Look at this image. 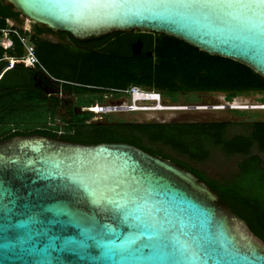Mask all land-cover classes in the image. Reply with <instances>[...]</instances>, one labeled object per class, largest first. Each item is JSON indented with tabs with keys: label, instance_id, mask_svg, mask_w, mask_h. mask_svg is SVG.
<instances>
[{
	"label": "water",
	"instance_id": "95a60500",
	"mask_svg": "<svg viewBox=\"0 0 264 264\" xmlns=\"http://www.w3.org/2000/svg\"><path fill=\"white\" fill-rule=\"evenodd\" d=\"M5 1L82 42L163 34L264 78V0ZM0 264H264V241L169 159L129 143L18 135L0 140Z\"/></svg>",
	"mask_w": 264,
	"mask_h": 264
},
{
	"label": "trees",
	"instance_id": "16d2710c",
	"mask_svg": "<svg viewBox=\"0 0 264 264\" xmlns=\"http://www.w3.org/2000/svg\"><path fill=\"white\" fill-rule=\"evenodd\" d=\"M8 14L17 21L21 18L10 5L0 11V29L6 28ZM44 33H56L62 40L41 37ZM30 37L44 67L38 65L36 69L52 76L65 92L124 93L131 87H141L168 96L220 92L228 101L239 94L264 92V78L246 65L209 55L163 34L115 32L82 42L68 33L33 24ZM136 42L143 44L138 55L132 50ZM5 51L0 48V56ZM8 53L22 56L23 46L17 38ZM4 80L0 81V140L41 134L84 144L129 143L162 155L205 181L264 241V121L246 123V133L228 137L231 122L87 123L84 116L90 114L86 113L62 132L59 126L48 125L56 107L41 106L34 93L18 90L16 83L6 88ZM148 142L167 146L197 163L208 161L214 150L237 155L241 157L238 172L228 180L213 179L186 161L158 152Z\"/></svg>",
	"mask_w": 264,
	"mask_h": 264
},
{
	"label": "rangeland",
	"instance_id": "374dc122",
	"mask_svg": "<svg viewBox=\"0 0 264 264\" xmlns=\"http://www.w3.org/2000/svg\"><path fill=\"white\" fill-rule=\"evenodd\" d=\"M23 22L24 27L30 29L29 35L31 36L33 33V24L26 18H23ZM40 36L52 41L59 40V35L56 33H44ZM40 66L44 68L41 63ZM141 89L142 91H155ZM160 94L162 96V103L160 104L162 107L154 110H135L133 105L134 97L132 98L129 92L106 94L66 93L64 97L68 98L70 108L78 106L83 101H90V104H94L95 107H103V110L99 113L90 112L91 114L89 116L82 115L81 118L84 116V120L87 123L231 122L232 126L227 132V136L231 137L236 134L246 133L247 128L244 127L246 123L256 120L264 121V108H256L264 106V102L262 101L264 92L239 94L231 101H228L226 95L220 92L179 93L175 96ZM137 105L152 106L153 102L138 100ZM228 105L231 107H228ZM121 106L126 107L123 110L116 109ZM168 108H180V110H168ZM61 111L62 108L57 111V115L55 116L56 124L60 126V131H65V124L60 119ZM82 113H87V111ZM147 144L160 153L188 162L193 168L203 172L207 177L218 180L231 179L238 172V164L241 160L240 156H227L219 150H214L208 161L197 163L189 161L184 156L162 144L150 142ZM261 156L264 159V154Z\"/></svg>",
	"mask_w": 264,
	"mask_h": 264
},
{
	"label": "flooded vegetation",
	"instance_id": "af4514ba",
	"mask_svg": "<svg viewBox=\"0 0 264 264\" xmlns=\"http://www.w3.org/2000/svg\"><path fill=\"white\" fill-rule=\"evenodd\" d=\"M8 7H10V4H8L5 0H0V11L4 9H8ZM5 22L7 25L6 28L11 29L17 27L19 30L29 35L30 29L24 27V22L22 17L19 19V21H17L13 18V16H9L8 14L5 17ZM9 36H10L9 40L12 41V45H9L7 42H0V48L6 50L5 53L0 56V81L3 80V78H5L4 86H6V88H9L10 85H14L16 83L17 85H19V87L17 88L18 90H24V91L29 90L30 92L34 93V97L39 99L40 101L39 104L41 106L50 107V108L56 107L57 111L60 108H62L60 119L65 124V128L71 125L73 126L76 120L80 119L82 115L86 114L82 112L87 111V113L89 114L95 113L90 110L95 106L94 104H90V101L80 102L78 106H74L73 108H70L69 107L70 105L68 104L69 100L67 97H64V95L66 93L69 94L71 93L65 92L62 85L58 84L52 76H50L46 72H42L36 69V67L26 66L24 62L19 61L21 60L22 56L20 57L11 56L8 53V50L14 48L15 37L12 35ZM61 40H62L61 36H59V40H57V42ZM25 67L29 69H33L34 72L25 69ZM93 94H98V93H93ZM82 108L85 109L82 110ZM64 109L65 111H63ZM100 109L103 110V107H100ZM57 111L53 116V118L52 117L49 118L48 120L49 126L51 125L59 126L56 124V118H55V116L57 115ZM159 156L162 157V155Z\"/></svg>",
	"mask_w": 264,
	"mask_h": 264
},
{
	"label": "built area",
	"instance_id": "2783aa9c",
	"mask_svg": "<svg viewBox=\"0 0 264 264\" xmlns=\"http://www.w3.org/2000/svg\"><path fill=\"white\" fill-rule=\"evenodd\" d=\"M9 35H12L15 38H17L23 46V55L21 57V60L19 61L24 62L26 66L28 67H36L40 65V61L36 55V47H35V44L32 42L30 35L25 34L21 30H19L17 27L11 28V29L4 28V29H0V42H7L9 45H12V41L9 40V37H10ZM127 92H129L131 95L135 92H144L147 95L157 96V98H150L151 100H148V101L153 102L152 106H139L137 105V102H134L133 105L135 107V110L162 107L160 105L162 101V96L159 92L142 91L140 87H131L130 90Z\"/></svg>",
	"mask_w": 264,
	"mask_h": 264
},
{
	"label": "bare ground",
	"instance_id": "6f19581e",
	"mask_svg": "<svg viewBox=\"0 0 264 264\" xmlns=\"http://www.w3.org/2000/svg\"><path fill=\"white\" fill-rule=\"evenodd\" d=\"M134 97V98H133ZM132 98H133V101L134 102H138V100H145V101H148V100H151L150 98H157V96H152V95H147V94H145L144 92H135V93H133L132 94ZM161 103H162V101H161ZM160 103V104H161ZM121 107H126V106H121ZM203 108V107H202ZM256 108H264V106H260V107H256ZM151 109H160V107L159 108H151ZM162 109V108H161ZM176 110V109H179L180 110V108H168V110ZM199 109V108H198ZM91 111H93V112H95V113H99V112H101L102 110L100 109V107H95L94 106V108H91L90 109ZM137 110H139V109H137ZM140 110H143V109H140ZM147 110V109H146Z\"/></svg>",
	"mask_w": 264,
	"mask_h": 264
}]
</instances>
